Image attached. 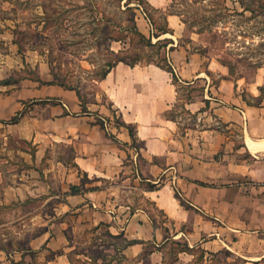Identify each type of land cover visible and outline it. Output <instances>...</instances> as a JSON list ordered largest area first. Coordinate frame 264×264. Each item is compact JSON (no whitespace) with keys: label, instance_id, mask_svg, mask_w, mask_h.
<instances>
[{"label":"crops","instance_id":"0c3cea01","mask_svg":"<svg viewBox=\"0 0 264 264\" xmlns=\"http://www.w3.org/2000/svg\"><path fill=\"white\" fill-rule=\"evenodd\" d=\"M146 2L157 12L172 0ZM136 12L137 31L173 74L153 63L118 62L86 103L63 87H35V100L18 103L27 110L9 126L33 149L32 156L22 151L31 166L15 192L22 200L50 189L46 201L58 207L60 187H79L68 204L87 208L94 224L130 243L122 254L134 264H194V249L205 262L229 253L264 264V102L247 104L227 68L198 54V34L182 41L179 16H166L164 33ZM182 86L190 99L180 100ZM55 146L69 148L70 160L53 159Z\"/></svg>","mask_w":264,"mask_h":264},{"label":"rangeland","instance_id":"374dc122","mask_svg":"<svg viewBox=\"0 0 264 264\" xmlns=\"http://www.w3.org/2000/svg\"><path fill=\"white\" fill-rule=\"evenodd\" d=\"M2 1L0 264H134L122 254L128 242L94 224L87 208L77 210L80 207L68 204L66 197L79 187H60L58 207L46 201L55 193L47 188L43 195L31 193L19 199L15 190L29 176L23 170L31 166V157L26 163L22 151L32 156L33 149L10 133L9 126L18 123L27 110H17V104L35 100V87L50 85L71 89L86 103L95 97L98 82L118 59L169 66L158 47L146 46L134 32L136 10L142 9L157 30L164 29L167 15L179 16L186 27L182 41L189 43L191 32L198 34L194 46L198 54L226 67L247 104L257 106L264 102V14L260 6L264 0H172L170 9L157 12L146 0ZM249 89L259 96L253 98ZM187 91L180 88V100L191 98ZM176 111L182 115V103ZM52 152L55 160L71 158L69 148L55 146ZM44 184L51 187L48 179ZM13 193L16 198L11 201ZM131 197L136 203L140 200L138 194ZM178 248H170L166 263ZM193 252L194 264H243L229 253L213 255L205 262L200 251Z\"/></svg>","mask_w":264,"mask_h":264},{"label":"trees","instance_id":"16d2710c","mask_svg":"<svg viewBox=\"0 0 264 264\" xmlns=\"http://www.w3.org/2000/svg\"><path fill=\"white\" fill-rule=\"evenodd\" d=\"M5 0H3L2 2H4ZM238 4L240 5V7H241V4H242V2H238ZM259 4V3H258ZM260 5V4H259ZM261 6V8L263 9L262 10V14H264V5H260ZM234 11V13H237V11L236 10H233ZM243 11H247L246 9L245 10H243ZM250 12H254V11H250ZM216 23H218V21L217 22H214L213 24H216ZM212 26V25H211ZM210 26V27H211ZM207 28H209V27H207ZM134 32H136V35H138V37H139V39L142 41V42H144L145 44H146V46H153L152 44H151V41L150 40H147L143 35H141L138 31H137V29H135L134 28ZM159 32H164V33H167L168 32V30L167 29H159ZM117 62H123V63H126V64H128V65H134V64H137V63H128V62H126L124 59H118V61ZM116 62V63H117ZM157 65V64H156ZM157 66H159V65H157ZM160 67H162V66H160ZM112 68V66H110V68L109 69H111ZM164 70H166L167 72H169V73H172L173 74V71H172V68L170 67V66H167V67H162ZM107 72V71H106ZM106 72H105V74H106ZM104 74V75H105ZM173 78H174V82H175V77L173 76ZM0 84H4V82H0ZM69 90H71V89H69ZM15 123V122H14ZM72 190H75V187H73L72 188ZM130 243H126L123 247H122V249L124 248V247H126L127 245H129Z\"/></svg>","mask_w":264,"mask_h":264}]
</instances>
